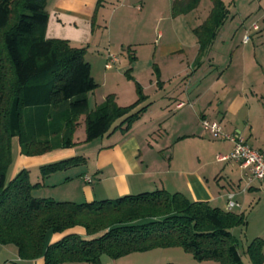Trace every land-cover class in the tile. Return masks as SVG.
I'll return each instance as SVG.
<instances>
[{
	"label": "trees",
	"instance_id": "1",
	"mask_svg": "<svg viewBox=\"0 0 264 264\" xmlns=\"http://www.w3.org/2000/svg\"><path fill=\"white\" fill-rule=\"evenodd\" d=\"M202 0H176L174 18L196 10ZM193 32L198 59L211 48L230 11L222 0ZM106 0H98L92 26ZM48 0H0V245L17 249L20 261L43 259V264H101L102 257L119 260L160 249H181L197 262L244 264L233 230L245 226L244 213L224 211L165 190L115 200L75 203L35 197L42 185L33 184L30 171L13 179L12 141L20 154L36 157L75 148L79 121L84 117L85 143L121 130L128 132L151 105H144L136 83L137 101L126 107L114 94L89 109V94L99 85L91 75L87 48L66 40L47 39ZM130 62L136 60L127 48ZM132 67L126 77L133 79ZM158 74V69H156ZM73 157L39 168L42 179L85 164ZM76 228L83 235L68 233ZM49 233L64 235L47 244ZM264 241L253 240L244 251L250 264H264ZM18 264V263H15Z\"/></svg>",
	"mask_w": 264,
	"mask_h": 264
},
{
	"label": "crops",
	"instance_id": "2",
	"mask_svg": "<svg viewBox=\"0 0 264 264\" xmlns=\"http://www.w3.org/2000/svg\"><path fill=\"white\" fill-rule=\"evenodd\" d=\"M222 1L229 9L234 4L236 7V2L240 0ZM246 1L253 6L247 9L257 8L260 13L259 20L264 21V0ZM97 2L98 0H48L46 38L66 40L75 48H87L86 56L89 54L90 56L86 61L90 64L93 79L99 87L102 83L111 88L104 95L96 96V91L89 94L90 108L91 105L95 108L102 104L110 94L116 96L119 106L126 107L134 100L133 94L131 92L121 94L112 89L117 79L116 75L119 74L121 79L123 69L121 70L119 66L121 65L119 58L113 51L111 53V44L105 45V36L109 33L110 27L104 23L107 5L100 9L97 22L92 26ZM211 9L212 6L210 11ZM193 13L197 18L200 17L199 8L190 15ZM205 20L194 27L193 31ZM248 31L245 30L246 33L255 32L252 27ZM260 31L261 27L256 33ZM242 44L248 45L249 42ZM187 47L186 43L178 42L161 48L157 46L156 51L160 48L163 56L176 57L182 55ZM195 47L199 49L197 39ZM118 49L119 53L120 50L124 53L125 44L120 43ZM91 53L97 54L98 58L93 59L91 56L94 55ZM111 56L116 58L114 63H110ZM258 56L260 58V55ZM98 59H101L103 65L97 63ZM260 62L264 70V51ZM185 64L184 59L166 63L165 68L164 66L160 68L162 78L166 68H173L176 73L174 78H182L189 72V67ZM95 67L102 71L101 79H98L100 74L95 73ZM100 67L102 69H99ZM215 68L219 69V66L215 65ZM227 70H220L219 76L213 83L210 82L208 88L187 91L177 98H171L168 94L162 95L161 100L167 102L166 108L159 114L148 107L128 132L118 130L91 143H85L86 134L74 136V141L78 143L75 148L54 150L36 157L22 156L19 148L14 154L16 161L11 173L12 179L21 170L27 169L30 171L32 183L42 185L35 191V197L52 199L60 197L75 203L115 200L124 196L165 190L172 194L181 193L191 201L206 202L211 207L227 211V195L235 193L234 200L242 207L235 209L234 212L244 213L246 204L250 202L249 194L264 189V181L255 182L243 192L247 180L244 171L237 169L243 172L239 180L225 175V165L233 163L219 162L217 157L229 155L233 150V143L227 140L214 142L216 139L205 131L202 122H217L223 133L230 136L240 135L253 149H261L264 146V74L263 76L257 72L253 74V65L249 64V60L238 63L235 66L237 75L224 80L223 73ZM207 79L205 76L202 83ZM73 157L85 158V170L77 172L68 170L45 179L41 178L39 174L41 166ZM35 171L38 173H34ZM33 177L36 182H33ZM225 180L232 190L226 189L223 183ZM59 188L61 190H57ZM71 232L84 234L79 228L68 233ZM63 236L49 233L47 244H53ZM0 251L10 253L14 262L18 264L44 263L43 259L20 261L17 249L13 246H2ZM134 255H145L151 260L153 258L156 264H173V261L174 264H217L197 262L189 254H183L176 249L154 250L122 259H129V263H132L130 259H133ZM161 256L163 257L160 261Z\"/></svg>",
	"mask_w": 264,
	"mask_h": 264
},
{
	"label": "rangeland",
	"instance_id": "3",
	"mask_svg": "<svg viewBox=\"0 0 264 264\" xmlns=\"http://www.w3.org/2000/svg\"><path fill=\"white\" fill-rule=\"evenodd\" d=\"M175 1L176 0H106L104 6L107 5V8L105 9L106 14L104 16V23L108 24L110 27L109 33L105 36V45L108 46V44H111V53L113 51L115 56L119 58L121 62L119 66L121 70L123 69L121 79H119V74L116 75L117 79L112 89H116L121 92V94L131 92L134 96V100L128 104L129 106L134 104L138 98L136 83L141 86L144 96L147 97L144 105L152 103V105L149 106V108L151 107L150 110H155L160 114L162 109L166 108L167 105V102L161 100L162 95L168 94L171 98H177L187 91L193 92L197 91L198 88V91L202 90L203 87L208 88L210 84L214 82L215 78L219 76L220 70L228 69L223 73L224 80L237 75L235 66L244 60H249V64L251 63V65H253V74L257 72L259 75L263 76L264 70L260 66L262 65L260 58L264 51V25L262 24L264 21L259 20L260 13H258L257 8L254 7L253 10L247 9V7L252 8L253 6L247 4L246 0L236 2V7L235 4L234 6L231 5L229 7V18L222 26L213 42V47L211 46L212 50H209L210 53L208 51L197 60L199 50L195 47L196 36L193 29L208 18L212 3L210 0L201 1L198 7L200 11L199 18H197L194 13L174 18L172 16V7ZM121 24L126 26L123 27ZM253 25H256L259 30L261 27V31L258 33H256V31L246 33L245 30L248 31ZM245 34L250 35L248 45L242 44L246 36ZM178 42L186 43V46H188V49H186L182 55L171 57L161 54V47L164 45H174ZM120 43L125 44L124 53H122L121 50L119 53L118 46ZM157 46H160V48L156 51ZM129 47L135 51L134 54L136 56V60L133 61L132 64L127 52V48ZM91 55H94L91 56L93 59L98 58L97 54L91 53ZM258 55H260V58ZM89 56L90 54L85 56V59H89ZM181 59H184L186 67H189L188 74L182 76V78H174L176 73H174L173 68H166L164 78H162L160 68L163 66L165 68V64L168 62L181 61ZM97 63L103 65L101 59H98ZM215 65L219 66V69L215 68ZM101 67L103 68L104 66ZM101 67L99 69H102ZM131 67L132 80L126 77V72ZM156 69H158V74L156 73ZM121 70H119V73H121ZM95 73L100 74L98 79L102 78V71L98 70L97 67H95ZM205 76L208 79L202 83ZM210 77L212 78L210 79ZM100 84L101 86L95 92L96 96L99 94L104 95V93L111 90L110 87L102 85V83ZM218 91L220 92L221 90L218 89ZM91 107L92 108L89 107L90 110L94 109V106L91 105ZM83 121L84 117L80 119V124L74 136H85V123ZM219 141L214 140V142ZM19 148L18 140L14 139L12 141L13 163L7 174L8 181L12 179L11 173L16 161L14 154H16ZM234 165L226 164L224 174H228L237 180L243 176V172H239L237 170L238 167ZM70 170L72 171L69 172L85 170V164ZM36 172L38 173V171L34 173ZM33 180V182H36L34 177ZM223 183L226 189L232 190V187L227 186L226 180L223 181ZM60 188L57 190H61ZM250 194V202L246 204L244 209L247 224L233 230L234 236L238 240L239 251L242 254L244 264H250L248 257L243 254L247 246L257 238L264 241V189L254 191L253 194ZM53 199L56 201H69L63 200L60 197ZM0 248H2L1 245ZM176 250L186 254L181 249ZM162 257L163 256L159 258L160 261ZM132 258L133 259H130L132 263H129V259L112 260L107 256H103L101 264H156L155 259L152 258L151 260L145 255H134ZM174 262L175 261L172 263L174 264ZM15 263L10 253L0 251V264Z\"/></svg>",
	"mask_w": 264,
	"mask_h": 264
},
{
	"label": "built area",
	"instance_id": "4",
	"mask_svg": "<svg viewBox=\"0 0 264 264\" xmlns=\"http://www.w3.org/2000/svg\"><path fill=\"white\" fill-rule=\"evenodd\" d=\"M252 29L254 31L259 30L256 25H253ZM249 41L250 35L247 34L244 37L243 43H248ZM115 59L116 58L111 56L110 63H114ZM107 68H109V66H107ZM178 107H181V105H178ZM202 125L205 131H207L214 139L227 140L233 143L232 152L226 156L219 155L217 160L219 162H232L237 165L240 170L245 172L247 180L245 188L242 189L243 192H246L255 182L264 181V146L259 150L253 149L242 136H230L223 133L220 124L217 122L203 121ZM235 196V193H229L227 195L226 210L228 212L242 207L234 200Z\"/></svg>",
	"mask_w": 264,
	"mask_h": 264
}]
</instances>
